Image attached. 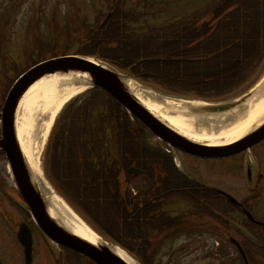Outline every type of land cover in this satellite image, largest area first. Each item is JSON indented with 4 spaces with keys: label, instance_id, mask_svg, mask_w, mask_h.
I'll return each mask as SVG.
<instances>
[{
    "label": "trees",
    "instance_id": "16d2710c",
    "mask_svg": "<svg viewBox=\"0 0 264 264\" xmlns=\"http://www.w3.org/2000/svg\"><path fill=\"white\" fill-rule=\"evenodd\" d=\"M177 18L173 23L157 25V31L149 29L129 46L125 41L128 30L122 24L125 14L117 10L110 24L97 28L95 46L83 53L110 60L122 70L130 64L137 73L157 77L158 83L178 94L215 99L245 87L264 60V0H212L201 10ZM113 41L116 46L111 48ZM106 51L113 55L106 56ZM98 96L104 99L103 103H112L103 93ZM81 110L75 113L80 114ZM113 116L119 118L120 114L114 112ZM77 120L71 119L72 128ZM73 150L70 142V152ZM102 221L106 232L128 251L142 253L140 244L133 242L131 246L127 240L132 236L122 231L133 229L131 225L114 226L111 217Z\"/></svg>",
    "mask_w": 264,
    "mask_h": 264
},
{
    "label": "bare ground",
    "instance_id": "6f19581e",
    "mask_svg": "<svg viewBox=\"0 0 264 264\" xmlns=\"http://www.w3.org/2000/svg\"><path fill=\"white\" fill-rule=\"evenodd\" d=\"M126 84L137 92L141 91V94L138 93L136 96L152 117L194 143L212 146L235 144L244 139L264 119V79L261 89L254 93L247 103L248 106L240 107L237 111L235 108L228 114L214 117L199 115L198 111L202 108L195 109L194 103H180V105H176V102L167 103L153 96L152 92H144V88L139 90L133 82L126 81ZM86 91V87L75 86L70 77L55 75L40 79L22 97L17 111L16 132L19 150L50 203L49 210L60 221L63 229L93 246H104L96 233L73 214L55 196L50 187H45L41 171L40 155L45 149L56 116L68 102L85 94ZM203 207L204 210L209 209L207 206L203 205ZM170 212L177 216L178 212L184 213V207L178 212L176 210ZM255 234L258 236L257 233ZM112 252L128 264H136L119 248H112Z\"/></svg>",
    "mask_w": 264,
    "mask_h": 264
},
{
    "label": "rangeland",
    "instance_id": "374dc122",
    "mask_svg": "<svg viewBox=\"0 0 264 264\" xmlns=\"http://www.w3.org/2000/svg\"><path fill=\"white\" fill-rule=\"evenodd\" d=\"M59 1L64 2L60 8L58 7ZM203 1L204 0H195L193 8L201 7V3ZM205 1L203 3H205ZM81 3L85 4L84 6H82L83 13L80 17H76L75 12L77 8L81 5ZM41 4H43V8H41ZM99 4H101L103 8L102 0H23L22 4L14 6L15 9L14 8L11 9L9 7L8 8L3 7V11L5 12V14L9 12L11 13L12 11L13 16L9 15L11 17H9V19L6 21H1L0 19V77H1V72L7 69V67H9L11 64H14V62H17L20 67H23L24 65H26L24 61H26L28 57H29L28 62L30 63V61H32L30 56L33 55V51L38 52L39 50H34V49L27 50L26 45L33 39V37L39 38V40L44 41L49 36V34L52 33V31L55 30L59 31L61 26H65L66 36L68 35L70 37H74L76 34L69 31V26L70 25L78 26L77 24L78 19H83V20L88 19V20L96 21L101 16V13L104 12V9L98 8ZM177 6L178 5L174 6L173 12L176 13L179 11H183L177 9ZM54 13L56 14L55 22H53ZM63 15L65 17V25L62 24ZM0 18H2L1 9H0ZM164 18H166V20L170 19V14L169 13L164 14ZM67 19L69 20L68 26L66 23ZM70 28H75V27H70ZM17 31H18V36H17ZM12 36L16 39L15 49L19 51L18 53L14 50L13 42L15 41V39L13 40ZM50 37L54 38L55 36L51 35ZM93 47H94L93 45L89 46L87 52H90ZM58 48H62V46L59 45ZM63 48L67 52L66 54L69 55L71 54L73 55L76 54L77 52H80L81 50H85L84 42L78 41L77 39H68L66 43H64ZM54 51L55 54H61V51L58 50L57 48L54 49ZM6 54L7 56H5ZM37 54L39 55L34 57V60L40 59V57H43L42 59H45L44 57L47 58V55H45L44 53H41L40 55V53L38 52ZM108 55H113V52L109 51ZM5 61L9 63L7 67L4 65ZM262 79H264V76ZM262 82L263 80L257 86L258 89H261ZM257 88L255 89V91L258 90ZM155 96L159 98L157 95ZM236 98L237 96L234 99L240 100L239 98L237 99ZM160 100L164 101L162 99ZM57 123L58 122H56V124ZM54 125L52 126L51 131L48 135L49 137L47 138L46 146L44 147L45 149H43L44 151L42 150L40 155V162L42 166L41 171H42L43 179L46 181L47 186L50 185L57 198L65 206H67L73 214L77 215L84 223H86L89 226L90 229H92L90 224H88V221L85 220L84 217H82L79 213L75 211V209L56 191V189L51 185L48 178L46 177L45 167L49 158V152L47 150L48 147L50 146V140L52 137V130ZM184 164L185 162L183 161V165ZM204 167L208 168L207 165H204ZM180 169L183 170L181 166ZM215 175L217 177H220L217 174ZM0 176L1 178L4 179V181L6 180V178H10L6 171V164L4 163V159H1V163H0ZM205 177L207 180L213 181V178H210L209 176H205ZM11 190H13L12 186H11ZM257 218H259L264 222L263 217H257ZM242 225H239L238 228L241 230L243 235L250 237L253 231L247 225L245 226ZM257 229L262 233L263 245H264V229H260V228ZM92 230L95 231V229ZM183 238L184 239H181L177 244L182 242H186L188 244L184 252H180L174 255L173 250L174 247H177V244L176 245H174V243L166 244L162 249L163 252L162 253L160 252L161 254H159L160 257L157 258L156 264H224L223 260H220L221 249L217 247L215 240H213L212 238L204 235H197L195 239H193L192 244L188 242L187 239L189 238H185V237ZM36 243H37V247H40V245H42L43 247H47L43 239L37 236V234H36ZM6 244L11 246L8 242ZM1 249L3 251L2 252L3 256L7 259L8 256L6 255L4 248ZM226 251L231 252V254L233 253V249L230 247L226 249ZM9 254L11 255L12 258L15 256L16 262L18 261L19 264L22 262L19 253H15L12 249H9ZM178 256H182V257L177 259ZM37 257L40 259L41 262H44L46 258V254L43 253L42 249H39ZM46 262L49 263V259ZM50 264H54V262H51Z\"/></svg>",
    "mask_w": 264,
    "mask_h": 264
},
{
    "label": "water",
    "instance_id": "95a60500",
    "mask_svg": "<svg viewBox=\"0 0 264 264\" xmlns=\"http://www.w3.org/2000/svg\"><path fill=\"white\" fill-rule=\"evenodd\" d=\"M58 73L74 74L79 80L86 84L103 88L104 90L110 92L117 100L124 104L135 116L141 119L149 128H151L164 140L189 153L195 154L197 156L204 155L199 145L191 143L190 141L182 138L181 136L177 135V133L173 132L167 125L161 124L156 120L155 117H152L151 114L147 112V110L131 95L116 72L108 70L103 66H97L88 60L80 58H64L43 64L25 75L15 85L9 96L5 113L8 117L7 122L9 124L11 123L10 137H12V141L10 142L9 139L7 142L6 140V144L15 147L14 150L16 152L15 154L18 161H21V158L17 151L18 143L14 135L15 114L18 105L22 97L35 82L45 76ZM220 110L223 109L221 108ZM262 134L264 135V128L262 129ZM258 135H261V132ZM257 138L260 139L261 137ZM243 143H239L235 146H232L231 148L234 150L236 147L242 146ZM13 168L19 186L21 188H25L30 194L33 193V196H35L34 200L38 201L35 193L36 191L32 187L29 178L26 179L25 175L19 173L22 167L19 165H14ZM30 194H25V196L31 203ZM35 201L33 205L40 208V210H38L39 214H36V216L38 219H40L39 224L41 228L56 242L81 252L82 254L94 259L98 264H125L108 248L102 247L98 249L89 243L82 241L78 237L69 234L49 216L47 218L46 207L44 205L41 206L39 201L35 204Z\"/></svg>",
    "mask_w": 264,
    "mask_h": 264
},
{
    "label": "flooded vegetation",
    "instance_id": "af4514ba",
    "mask_svg": "<svg viewBox=\"0 0 264 264\" xmlns=\"http://www.w3.org/2000/svg\"><path fill=\"white\" fill-rule=\"evenodd\" d=\"M253 156L255 158L254 164H255V167H256V175L258 173V174L262 175V177H264V175L262 174V169H264V161L260 160L261 154L259 152H257L256 150H254L253 151ZM241 158H244V157L241 156ZM244 162L245 161L241 159L237 163V165L240 166V169L243 172H245L244 170H246V168H244ZM4 185H5V181H3L1 176H0V223L2 221V218H4L11 225L10 217L7 216L6 212H7V210L15 209V206H13V202H12L13 196L11 194L7 196L6 190H5V189H7V187H6V185L4 187ZM244 207H245V210H251L250 207H247L245 205H244ZM15 214L18 215L17 209H15ZM17 221L15 222L14 227L12 225V227H13L12 231L9 232L11 228H6L7 229V233L8 232L9 233L8 234H4L5 239H9V241H11V240H13V238H15V240H13L14 244H16V242L18 244V241H17V225H16ZM0 242H1V231H0ZM0 248H1V244H0Z\"/></svg>",
    "mask_w": 264,
    "mask_h": 264
}]
</instances>
